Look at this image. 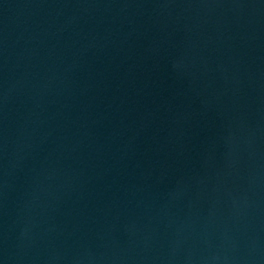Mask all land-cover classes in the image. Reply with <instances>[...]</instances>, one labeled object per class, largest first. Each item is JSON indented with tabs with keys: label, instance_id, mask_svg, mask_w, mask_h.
Masks as SVG:
<instances>
[{
	"label": "water",
	"instance_id": "1",
	"mask_svg": "<svg viewBox=\"0 0 264 264\" xmlns=\"http://www.w3.org/2000/svg\"><path fill=\"white\" fill-rule=\"evenodd\" d=\"M0 264H264V0H0Z\"/></svg>",
	"mask_w": 264,
	"mask_h": 264
}]
</instances>
